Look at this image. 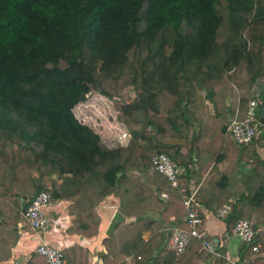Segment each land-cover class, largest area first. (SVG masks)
<instances>
[{
    "label": "trees",
    "instance_id": "16d2710c",
    "mask_svg": "<svg viewBox=\"0 0 264 264\" xmlns=\"http://www.w3.org/2000/svg\"><path fill=\"white\" fill-rule=\"evenodd\" d=\"M260 79L264 0H0V262L12 258L20 228L30 230L25 208L50 186L75 214L71 234L97 229L99 204L117 196L102 264L130 255V264H229L194 237L179 254L169 245L172 227L188 228L184 197L194 189L198 230L226 206L229 234L253 216L256 235L238 264H264V83L255 140L235 144L225 120L248 115ZM90 92L113 100L126 146L108 148L74 115ZM158 151L182 167L177 187L159 172L132 176ZM243 163L250 173L240 177ZM64 253L66 264H88L82 245ZM30 264L48 263L35 254Z\"/></svg>",
    "mask_w": 264,
    "mask_h": 264
},
{
    "label": "crops",
    "instance_id": "0c3cea01",
    "mask_svg": "<svg viewBox=\"0 0 264 264\" xmlns=\"http://www.w3.org/2000/svg\"><path fill=\"white\" fill-rule=\"evenodd\" d=\"M264 79H260L255 88V94L259 95L260 89ZM255 96V97H256ZM259 97V96H258ZM256 97V98H258ZM81 103V102H80ZM250 110V109H249ZM256 111V109H255ZM231 117L229 115L225 120L226 122ZM117 126L118 128L127 131L126 127L119 121ZM90 126L101 138L103 144L108 148L114 149L119 146H126L131 137L129 133V138L123 144L119 145L115 140L117 132H111L109 125L108 129L105 132L94 129L90 123H86ZM128 132V131H127ZM181 141L180 139H167L163 142L167 145L175 144L176 142ZM249 163H243L238 169V175L240 177L245 176L250 173ZM152 173L148 167H141L138 170H135L132 173L133 177H140L141 181H145V174ZM195 178L192 177L190 187H194ZM119 201L117 196L114 193L108 194L105 199L99 204L97 212L100 217V224L97 229L90 234H71L69 233L68 227L72 224L75 214L71 213L67 209L66 202L55 201L47 209V218H48V227L44 232H34L31 229L20 228V237L17 244L12 249V258L6 262H0V264H30V261L35 257V248L42 241L47 242L55 248L62 249L65 251L67 248H71L72 245L79 244L86 247L89 251L88 253V264H102L103 260L101 258L102 253L105 252V248L102 245V239L106 237L111 230L113 223L117 219V208ZM228 212V206L224 207L222 210H219L215 213H209L205 216V226L206 230L212 238L218 241L216 247L217 249L226 257L224 258L229 264H238L239 259V250L242 246L238 237L229 234L225 230L224 217ZM253 217V216H252ZM150 219H158L157 212H151L149 214ZM133 220V217L127 219V221ZM150 233L148 231L144 232L143 237L147 239ZM132 256H128L126 261L128 264L131 263ZM215 259L209 258L200 264H216ZM233 261V262H232Z\"/></svg>",
    "mask_w": 264,
    "mask_h": 264
},
{
    "label": "built area",
    "instance_id": "2783aa9c",
    "mask_svg": "<svg viewBox=\"0 0 264 264\" xmlns=\"http://www.w3.org/2000/svg\"><path fill=\"white\" fill-rule=\"evenodd\" d=\"M258 96L259 95L256 97ZM259 102V97L250 100L249 107L253 108V114ZM253 114L251 115L250 112H248V115L243 119H238L233 116L226 122V132L231 136L235 144L244 146L258 137L260 132L257 123L255 125ZM114 125L116 127V131L114 132H117L115 140L121 145L128 140L129 133L118 128L116 124ZM149 170L165 175L172 186L177 187L178 176L183 169L178 166L177 163L173 162L166 153L158 151L150 160ZM50 190L51 187L49 186L39 191L29 206L24 210L26 224L34 232H44L48 227L46 211L54 202ZM195 192L196 189L192 190L188 196L184 197V222L187 224L188 228L172 227L169 245L175 253L179 254L186 249L190 239L194 237L200 241L202 250L214 256L223 257L224 255L216 247L218 241L212 238L206 230H198V226L202 224V218L199 207L194 201ZM232 235L238 237L242 244L252 243L256 235L255 219L251 217L238 220L232 230ZM258 247L259 245L255 244L253 246V251H257ZM35 252L37 255L43 256L48 264H66L64 250L55 248L47 242L42 241L39 243L35 248ZM224 257L229 260L227 256Z\"/></svg>",
    "mask_w": 264,
    "mask_h": 264
},
{
    "label": "rangeland",
    "instance_id": "374dc122",
    "mask_svg": "<svg viewBox=\"0 0 264 264\" xmlns=\"http://www.w3.org/2000/svg\"><path fill=\"white\" fill-rule=\"evenodd\" d=\"M125 93L127 94L125 100H128L130 96L134 95V91L130 86L125 88ZM258 112L259 109L257 107L254 114ZM73 113L82 123H90L96 130L105 132L108 126L113 124L110 126V131H116L114 124L117 125L118 122L115 121L117 120V112L113 106V100L97 92H90L84 102L78 103V105L73 108Z\"/></svg>",
    "mask_w": 264,
    "mask_h": 264
},
{
    "label": "water",
    "instance_id": "95a60500",
    "mask_svg": "<svg viewBox=\"0 0 264 264\" xmlns=\"http://www.w3.org/2000/svg\"><path fill=\"white\" fill-rule=\"evenodd\" d=\"M249 112L252 115L253 114V108H250ZM260 122L261 123H264V106L262 107V109L260 111ZM20 201L23 202L24 199L23 198H20Z\"/></svg>",
    "mask_w": 264,
    "mask_h": 264
}]
</instances>
